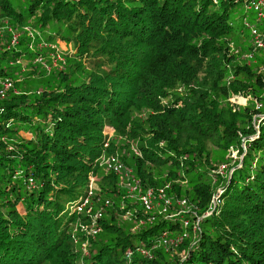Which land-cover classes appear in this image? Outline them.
<instances>
[{
  "label": "trees",
  "instance_id": "1",
  "mask_svg": "<svg viewBox=\"0 0 264 264\" xmlns=\"http://www.w3.org/2000/svg\"><path fill=\"white\" fill-rule=\"evenodd\" d=\"M20 3L0 0V264H264V47L238 24L245 2ZM104 151L164 189L166 212L134 206ZM88 175L109 195L97 234L76 210Z\"/></svg>",
  "mask_w": 264,
  "mask_h": 264
},
{
  "label": "built area",
  "instance_id": "2",
  "mask_svg": "<svg viewBox=\"0 0 264 264\" xmlns=\"http://www.w3.org/2000/svg\"><path fill=\"white\" fill-rule=\"evenodd\" d=\"M247 6L252 11H254L256 13L257 21H264V0H248ZM249 28H250L251 34H252L253 45L256 46V48H263L264 47V36L261 35V33L256 29V27L254 25L249 24ZM27 30H28V36L32 37L33 36L32 31L29 29H27ZM9 31L12 32V40H11L12 43H14V42L16 43L17 38L19 37V33L10 29V28H9ZM53 47L54 46H52V48ZM51 55H54V56H50L51 61H52L51 62L52 66H54V67L58 66L59 61L62 60L60 54H54L53 53ZM246 57L248 59H251L252 55L249 54ZM13 82L14 81H12L10 78H0V95L3 96L6 92L13 90L14 89ZM132 149L136 152V150L134 148H132ZM222 168L219 169L220 172H222L221 171ZM107 170L109 172H112L118 178L120 184L127 187V190L130 193V195L128 194V196L135 198L137 200V202L141 204V206L144 208L145 211L149 212L151 210H154L155 208H161V211H158V212L163 214L166 212L167 207L172 204V201L166 196L164 189L160 188L158 190H154V189L143 190L139 181L132 178L131 171L129 169H122L117 155H111L110 156L109 162L107 163ZM93 180H94V178L92 179L91 175H90V177L88 176V181H90V183H89V185L86 186V189H87L86 198L82 202V204H80L79 206L76 207V210L78 212H81L84 209H86V212L91 217L90 223L84 224L82 226V228L86 234H91V233L97 234V232L99 230L97 227V219H98L99 215L102 213V210H101L102 208H100L94 212L93 207L89 203L90 195H92V193H93V189H92ZM214 199H213V201H214ZM184 202L185 201H178V204H183ZM109 204H110L109 200L104 201V205H109ZM209 209L211 210V206ZM208 212H209V210L206 211L205 214H208ZM153 219H154V217L151 216L149 218L150 222ZM198 221H199V219L195 220L193 222V224L190 225L192 223L190 220H184V222H183L184 231H182L181 236L179 235L174 240L169 242L166 234H164L161 237L162 244L163 245H169V244L177 245L178 242L182 241L184 237H187L188 232L185 230L186 227H188V229L190 227L191 233L195 234L197 232V229H198ZM87 243H88V241H86V240H84V242L81 243V248L84 250V252H85V248H86ZM127 255H129L128 252H127ZM190 264H193V263H190Z\"/></svg>",
  "mask_w": 264,
  "mask_h": 264
},
{
  "label": "rangeland",
  "instance_id": "3",
  "mask_svg": "<svg viewBox=\"0 0 264 264\" xmlns=\"http://www.w3.org/2000/svg\"><path fill=\"white\" fill-rule=\"evenodd\" d=\"M12 1V3H13V5L16 7V8H19V7H21L22 6V4L20 3L21 2V0H11ZM242 2H245V3H243L241 6H240V8H239V16H240V22H238V24H241V22H243V20L245 21L244 22V24H246L247 22H249V23H251V24H254V25H256L257 27H259V28H263L264 29V21H257V15H256V13L254 12V11H252L248 6H247V2H248V0H242ZM248 30V32L250 31V28H248L247 29ZM17 31L18 32H20V30H18L17 29ZM243 37V36H242ZM246 39H247V37H246ZM10 42H12V41H10ZM63 43H61V46L63 47ZM248 53H243V55L246 57V55H247ZM237 55V54H236ZM49 56H54V55H51V54H49ZM245 57H242L243 59H244V61L247 63V64H250L249 62H248V60H245L246 58ZM236 97L234 98V100H235V102H236V105H238V106H240V105H244L245 103H246V100H247V98H248V96L246 97L245 95H243L242 93H235L234 94ZM233 100V101H234ZM256 103V107H261L262 106V104L260 103V102H255ZM112 132H113V130H111L110 132H109V135H111L112 134ZM107 145H108V143H105V146L103 147V149H106L107 148ZM131 145H133V144H131ZM132 148H134V145L131 147V151H133L134 153H135V151L132 149ZM234 153H235V151L234 152H232L231 154H230V157H231V155H234ZM111 155H117L116 153H114V154H112L111 152H109V151H104V152H102V154H101V157L99 158V163H98V167H100V168H104V169H102V170H104V173H106V174H108L109 173V171L106 169L107 168V163L109 162V158H110V156ZM118 156V155H117ZM119 157H120V159H119ZM118 159H119V163H120V165H121V167H122V169H129L130 171H131V176H132V178H134L135 180H137V181H139V183H140V185H141V187H142V189H143V182H142V180H141V178L140 177H134V175H133V169H132V167L130 166V165H128L126 162H124V160L122 159V156H121V154L119 153V156H118ZM231 163V162H230ZM114 175V174H113ZM226 175V174H225ZM89 177H90V175H88ZM115 176V175H114ZM91 177H92V179H93V176L91 175ZM109 180V179H108ZM87 183H88V185H89V183H90V181H88V178H87V180H85V183H84V188H86V186H87ZM115 183H116V188L117 189H120V187H126V186H124V185H122V184H120V182H119V180L117 179L116 181H115ZM98 184H100V182L98 183ZM152 186H147L145 189H153V188H151ZM96 181H94L93 180V182H92V189H93V193H92V195H90V198H89V203L90 204H92L93 205V207L94 208H96L97 207V205L99 204L98 203V201H101V200H97V198H95L94 197V194L96 195V194H98L100 197H105V196H109V195H105L104 193H100L98 190H96ZM155 190V189H154ZM120 191L124 194V196H127L128 194L130 195V193L128 192V190H127V187H126V189H123L122 188V190L120 189ZM97 196V195H96ZM135 199V198H134ZM134 199H129V201L131 200V202L132 203H134V206H137V208H139V209H143V207L140 205V204H136V202H135V200ZM99 208H97V210H98ZM76 244H78V243H76ZM184 250L185 249H182L181 250V253L183 254V252H184Z\"/></svg>",
  "mask_w": 264,
  "mask_h": 264
},
{
  "label": "bare ground",
  "instance_id": "4",
  "mask_svg": "<svg viewBox=\"0 0 264 264\" xmlns=\"http://www.w3.org/2000/svg\"><path fill=\"white\" fill-rule=\"evenodd\" d=\"M104 206L106 207V206H108V205H104ZM92 234H94V233H92Z\"/></svg>",
  "mask_w": 264,
  "mask_h": 264
},
{
  "label": "clouds",
  "instance_id": "5",
  "mask_svg": "<svg viewBox=\"0 0 264 264\" xmlns=\"http://www.w3.org/2000/svg\"><path fill=\"white\" fill-rule=\"evenodd\" d=\"M118 179V178H117Z\"/></svg>",
  "mask_w": 264,
  "mask_h": 264
}]
</instances>
